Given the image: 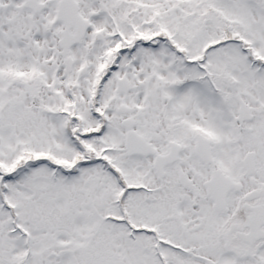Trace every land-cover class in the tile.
Segmentation results:
<instances>
[{"label":"snow or ice","instance_id":"1","mask_svg":"<svg viewBox=\"0 0 264 264\" xmlns=\"http://www.w3.org/2000/svg\"><path fill=\"white\" fill-rule=\"evenodd\" d=\"M0 264H264V0H0Z\"/></svg>","mask_w":264,"mask_h":264}]
</instances>
